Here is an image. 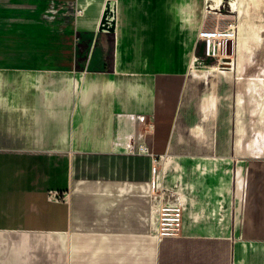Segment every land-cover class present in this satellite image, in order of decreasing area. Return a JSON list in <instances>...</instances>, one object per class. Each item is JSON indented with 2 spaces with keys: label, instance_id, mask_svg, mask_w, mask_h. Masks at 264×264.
<instances>
[{
  "label": "crops",
  "instance_id": "0c3cea01",
  "mask_svg": "<svg viewBox=\"0 0 264 264\" xmlns=\"http://www.w3.org/2000/svg\"><path fill=\"white\" fill-rule=\"evenodd\" d=\"M222 2L0 0V264H264V144L214 136L193 61Z\"/></svg>",
  "mask_w": 264,
  "mask_h": 264
},
{
  "label": "rangeland",
  "instance_id": "374dc122",
  "mask_svg": "<svg viewBox=\"0 0 264 264\" xmlns=\"http://www.w3.org/2000/svg\"><path fill=\"white\" fill-rule=\"evenodd\" d=\"M233 2L238 4L235 9ZM229 24L234 36L226 42L221 60H234L232 65H225L232 69L222 75L218 58L202 59L214 66V91L222 95L214 136L264 144V0H223L214 9V27ZM200 66L208 68L206 64Z\"/></svg>",
  "mask_w": 264,
  "mask_h": 264
},
{
  "label": "built area",
  "instance_id": "2783aa9c",
  "mask_svg": "<svg viewBox=\"0 0 264 264\" xmlns=\"http://www.w3.org/2000/svg\"><path fill=\"white\" fill-rule=\"evenodd\" d=\"M82 12V10H79ZM234 36L233 25L229 24L225 27H203L199 30L194 52L193 61H201L203 58L214 60L218 58V66L223 64L221 56H223V48L229 40ZM194 56V54H193ZM139 152H148L149 148L145 145L139 147ZM153 172L157 174V165L153 167ZM152 187L159 191L155 194V233L159 237L177 236L181 234L183 228V204L179 197L173 193L165 194L164 188L157 180H153ZM50 198L60 199L59 192H50Z\"/></svg>",
  "mask_w": 264,
  "mask_h": 264
},
{
  "label": "bare ground",
  "instance_id": "6f19581e",
  "mask_svg": "<svg viewBox=\"0 0 264 264\" xmlns=\"http://www.w3.org/2000/svg\"><path fill=\"white\" fill-rule=\"evenodd\" d=\"M215 7H216V6H214V8H215ZM217 7H218V5H217ZM221 58H224V56H221ZM231 63H232V61H231V62L222 61L221 64H223V66L220 67V68H225V67H227V66H225V65H231ZM218 67H219V66H218Z\"/></svg>",
  "mask_w": 264,
  "mask_h": 264
}]
</instances>
